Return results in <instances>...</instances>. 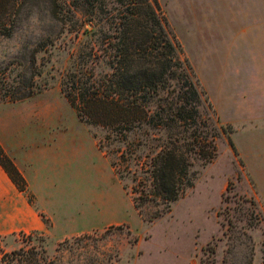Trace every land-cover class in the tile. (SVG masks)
Returning <instances> with one entry per match:
<instances>
[{
  "label": "rangeland",
  "instance_id": "rangeland-1",
  "mask_svg": "<svg viewBox=\"0 0 264 264\" xmlns=\"http://www.w3.org/2000/svg\"><path fill=\"white\" fill-rule=\"evenodd\" d=\"M157 8L210 106L215 156L191 167V186L168 211L150 201L139 212L131 190L146 175L147 148L80 120L60 89L88 35L75 37L44 2L26 5L17 30L0 38V66L10 63L11 78L34 73L36 91L0 103V116L25 128L37 204L54 225L41 211L44 230L0 233V264H264V0ZM107 70L100 61L93 73Z\"/></svg>",
  "mask_w": 264,
  "mask_h": 264
},
{
  "label": "trees",
  "instance_id": "trees-1",
  "mask_svg": "<svg viewBox=\"0 0 264 264\" xmlns=\"http://www.w3.org/2000/svg\"><path fill=\"white\" fill-rule=\"evenodd\" d=\"M35 1L46 3L50 18L75 37L88 35L60 81L67 102L80 120L116 132L118 141L134 150L147 148L141 165L146 175L137 181L140 187L133 186L132 201L139 212L150 201L168 211L191 186V167L215 156L218 128L166 29L158 0H0V38L13 35L24 8ZM85 22L89 29H82ZM43 48L37 43L32 58ZM100 61L108 70L95 76ZM10 71V63L0 66V103L21 101L36 91L34 73L16 79ZM0 165L25 191V179L1 145Z\"/></svg>",
  "mask_w": 264,
  "mask_h": 264
},
{
  "label": "crops",
  "instance_id": "crops-1",
  "mask_svg": "<svg viewBox=\"0 0 264 264\" xmlns=\"http://www.w3.org/2000/svg\"><path fill=\"white\" fill-rule=\"evenodd\" d=\"M6 120L4 116H0V145L25 179L26 189L19 190L0 165V233L42 231L45 229V222L41 211L49 214L53 225L54 220L50 213L37 204L41 188L36 179L38 169L34 160L35 152L23 149L28 140L25 128L8 125ZM48 186L47 183L46 187ZM27 193L34 197L35 206L28 201Z\"/></svg>",
  "mask_w": 264,
  "mask_h": 264
}]
</instances>
